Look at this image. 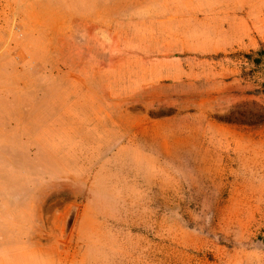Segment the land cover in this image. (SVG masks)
<instances>
[{
    "label": "rangeland",
    "instance_id": "obj_1",
    "mask_svg": "<svg viewBox=\"0 0 264 264\" xmlns=\"http://www.w3.org/2000/svg\"><path fill=\"white\" fill-rule=\"evenodd\" d=\"M0 264H264V0H0Z\"/></svg>",
    "mask_w": 264,
    "mask_h": 264
}]
</instances>
